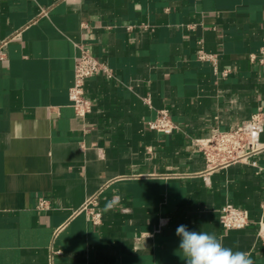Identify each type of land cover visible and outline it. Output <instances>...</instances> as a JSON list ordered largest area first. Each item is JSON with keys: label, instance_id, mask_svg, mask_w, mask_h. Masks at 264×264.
Wrapping results in <instances>:
<instances>
[{"label": "crops", "instance_id": "crops-1", "mask_svg": "<svg viewBox=\"0 0 264 264\" xmlns=\"http://www.w3.org/2000/svg\"><path fill=\"white\" fill-rule=\"evenodd\" d=\"M3 43L0 264H185L180 225L264 264V172L252 158L213 168L196 145L260 112L264 167V69L249 57L264 0H0ZM80 44L113 71L87 79L85 117L69 98ZM162 108L170 134L148 125ZM228 203L246 228L223 227Z\"/></svg>", "mask_w": 264, "mask_h": 264}, {"label": "built area", "instance_id": "built-area-1", "mask_svg": "<svg viewBox=\"0 0 264 264\" xmlns=\"http://www.w3.org/2000/svg\"><path fill=\"white\" fill-rule=\"evenodd\" d=\"M132 27L129 25V29ZM78 47L80 53L75 63L74 82L70 87L69 98L76 115L85 117L93 110L92 101L86 96L87 79L101 72L112 77L113 71L108 63L99 60L86 45L80 44ZM3 49L4 43L0 45V58L5 57ZM197 56L203 61H212L215 64L217 62L216 55L206 52L203 47L198 50ZM249 57L251 61H258L264 69V47L261 48L260 53H250ZM228 73L229 71L226 70L225 75ZM145 100L147 103H151L149 97ZM262 121L263 113H255L250 120L235 127L225 130L212 129L209 135L198 139L196 145L203 152L207 163L213 168L252 158L251 163L258 168V172H264V167L254 159V156L260 151V147L254 144V140L261 129ZM148 125L165 134L172 133L177 127L168 108L160 109L156 118L148 121ZM49 207L50 201L44 197L40 198L38 208L45 210ZM83 208L87 210L94 224H101L103 212L98 208L95 197L89 199ZM221 223L225 229H242L246 228L250 221L243 208L228 203L222 208Z\"/></svg>", "mask_w": 264, "mask_h": 264}, {"label": "clouds", "instance_id": "clouds-1", "mask_svg": "<svg viewBox=\"0 0 264 264\" xmlns=\"http://www.w3.org/2000/svg\"><path fill=\"white\" fill-rule=\"evenodd\" d=\"M176 235L185 264H254L246 252L233 251L215 234L190 231L187 225H180Z\"/></svg>", "mask_w": 264, "mask_h": 264}]
</instances>
